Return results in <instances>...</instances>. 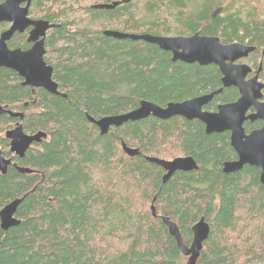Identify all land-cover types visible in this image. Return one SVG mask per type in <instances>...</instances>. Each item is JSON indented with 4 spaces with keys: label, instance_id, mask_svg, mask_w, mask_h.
Listing matches in <instances>:
<instances>
[{
    "label": "trees",
    "instance_id": "16d2710c",
    "mask_svg": "<svg viewBox=\"0 0 264 264\" xmlns=\"http://www.w3.org/2000/svg\"><path fill=\"white\" fill-rule=\"evenodd\" d=\"M112 3L118 5L93 8ZM29 16L53 25L44 61L62 96L22 86L15 72L0 68V151L12 162L0 173V264H187L162 218L186 246L191 228L202 218L208 223L195 264H264V186L254 167L222 172L223 163L237 159L228 132L206 135L197 120L149 116L101 135L88 120L128 113L141 101L163 108L221 88L214 65L172 62L156 45L105 31L237 42L255 48L239 62L256 71L264 0H34ZM5 28L0 24V32ZM8 47L29 45L17 34ZM259 78L264 82V57ZM238 98L235 88L223 89L203 110ZM17 124L27 135L46 134L23 158L9 152L5 138ZM260 127L244 124L246 133ZM122 144L139 155H127ZM145 157H191L198 169L163 183L164 169ZM15 200L19 224L4 230L1 214Z\"/></svg>",
    "mask_w": 264,
    "mask_h": 264
},
{
    "label": "water",
    "instance_id": "95a60500",
    "mask_svg": "<svg viewBox=\"0 0 264 264\" xmlns=\"http://www.w3.org/2000/svg\"><path fill=\"white\" fill-rule=\"evenodd\" d=\"M34 0H5L0 3V23H9L11 27L0 34V68L15 72L23 79L22 86L33 89H43L46 92L62 96L57 85L52 80V67L44 61V40L48 30L53 25L44 20H32L28 11ZM118 3L109 5H96L94 9H113ZM31 27L28 43L32 46L28 50H10L7 42L15 33H22ZM104 35L115 39L141 40L156 45L160 50L171 54L172 62L184 64H197L199 66L214 65L221 74V88L213 93L203 95L181 103H169L159 107L147 101H141L139 106L125 114L107 116L99 120L88 117V120L97 126L101 135L108 133L110 127H119L127 122L143 120L149 116L167 120L172 117H181L185 120H197L204 125L206 135L229 133L230 146L237 159L223 163L222 172L225 174L240 171L244 166H251L259 172V182L264 186V83L259 81L262 71V59L254 75L252 69L245 63H238L248 58L255 50L237 42L222 44L217 37L202 36L195 33L190 37H157L148 34L135 35L116 31H105ZM235 88L239 98L230 104L219 105L215 112L203 110L223 89ZM17 116V114H15ZM261 122V127L249 133L245 132L246 122ZM46 134L38 132L34 135L24 133L20 124L5 133L9 141V152L18 158H23L32 144L40 143ZM123 151L131 156L139 155L136 149L127 148L122 144ZM147 162L156 164L164 169L166 174L162 178L165 183L175 172L196 171L197 165L193 158H175L171 161L157 160L145 157ZM12 165L10 159L5 158L0 151V173L5 174L8 166ZM20 203L15 200L5 207L1 214V227L7 230L19 224L14 214ZM152 216H156L151 206ZM162 222L168 228L170 236L174 238L181 253L188 258L187 264H195L207 240L210 228L202 218L192 228V241L189 246L183 244L176 226L166 218Z\"/></svg>",
    "mask_w": 264,
    "mask_h": 264
},
{
    "label": "flooded vegetation",
    "instance_id": "af4514ba",
    "mask_svg": "<svg viewBox=\"0 0 264 264\" xmlns=\"http://www.w3.org/2000/svg\"><path fill=\"white\" fill-rule=\"evenodd\" d=\"M32 4V3H31ZM28 17H29V19H32L30 16H29V11H28ZM32 20H37V19H32ZM0 24H5L6 25V28L4 29V30H2L1 32H0V34L1 33H3L4 31H6V30H8L10 27H11V24H9V23H0ZM32 28L31 27H28V28H26L22 33H15L12 37H11V39L7 42V47H8V43L12 40V38L15 36V35H24L25 36V39H26V43L29 45V48L28 49H30L31 48V46H32V43H28V36H29V32H30V30H31ZM9 48V47H8ZM10 50H15V49H20V48H15V49H11V48H9ZM28 49H25V50H28ZM22 50V49H21ZM25 50H23V51H25ZM239 63H241V62H239ZM253 71V70H252ZM254 72L255 71H253V73L252 74H250L248 77H247V79H249L250 77H252L253 75H254ZM259 81L260 82H262V83H264L260 78H259ZM22 82H23V79H22ZM22 82H21V85H22ZM233 88V87H232ZM237 90V89H236ZM263 92H264V90H263ZM239 94V93H238ZM264 95V94H263ZM219 106V105H218ZM217 106V107H218ZM257 122V121H256ZM259 122V121H258ZM261 123V122H260ZM262 125V124H261Z\"/></svg>",
    "mask_w": 264,
    "mask_h": 264
},
{
    "label": "rangeland",
    "instance_id": "374dc122",
    "mask_svg": "<svg viewBox=\"0 0 264 264\" xmlns=\"http://www.w3.org/2000/svg\"><path fill=\"white\" fill-rule=\"evenodd\" d=\"M264 49V48H263ZM263 51V50H262ZM262 53V52H261ZM261 79V78H260ZM201 253V252H200Z\"/></svg>",
    "mask_w": 264,
    "mask_h": 264
},
{
    "label": "bare ground",
    "instance_id": "6f19581e",
    "mask_svg": "<svg viewBox=\"0 0 264 264\" xmlns=\"http://www.w3.org/2000/svg\"><path fill=\"white\" fill-rule=\"evenodd\" d=\"M255 73V72H254Z\"/></svg>",
    "mask_w": 264,
    "mask_h": 264
}]
</instances>
